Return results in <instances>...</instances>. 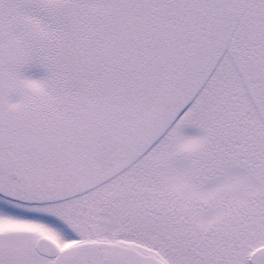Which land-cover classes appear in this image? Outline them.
Instances as JSON below:
<instances>
[{
	"label": "snow or ice",
	"instance_id": "snow-or-ice-1",
	"mask_svg": "<svg viewBox=\"0 0 264 264\" xmlns=\"http://www.w3.org/2000/svg\"><path fill=\"white\" fill-rule=\"evenodd\" d=\"M0 264H264V0H0Z\"/></svg>",
	"mask_w": 264,
	"mask_h": 264
}]
</instances>
